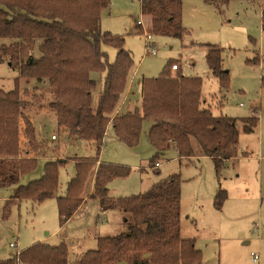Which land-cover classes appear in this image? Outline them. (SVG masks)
<instances>
[{
  "label": "trees",
  "instance_id": "16d2710c",
  "mask_svg": "<svg viewBox=\"0 0 264 264\" xmlns=\"http://www.w3.org/2000/svg\"><path fill=\"white\" fill-rule=\"evenodd\" d=\"M183 1L140 0L142 14L151 19L150 32L183 39L189 32L183 24ZM204 1L223 11L231 0ZM110 5L111 0H0V63L8 62L19 71L12 89L0 88V188L14 186L4 215L12 203L24 199L41 203L56 197L60 169L69 162L61 156H44L35 125L23 112L26 104L20 82H46L53 93L49 107L58 127L95 145L94 156L74 159V176L65 193L57 197L60 226L82 205L91 183L90 197L99 200L102 211L122 212L127 226L120 235L99 236L97 247L81 255L78 264H201L203 254L195 239L181 234L180 174L162 177L139 194L110 195L109 183L128 176L131 169L98 163L108 126L119 141L135 149L143 123L149 121L148 139L156 152L149 162L151 168L164 151L175 147L181 158H211L220 176L226 162L238 156V122L249 133L259 126V117L214 115L203 103L202 78L184 75L177 61L167 63L158 77H143L140 105L118 113L133 59L125 47V36L101 27V13ZM261 28L264 32V8ZM250 43L254 59L249 61L259 64L258 41L250 36ZM103 46L117 50L114 61ZM37 50L39 56L34 55ZM223 53L219 45L208 44L210 73L225 91L230 87V73L223 65ZM92 72L104 73L97 106L93 104L96 81ZM21 123L28 144L24 153ZM41 159V176L21 184V178L34 172ZM227 198V192L219 189L216 207L221 208ZM68 257L65 242H36L0 264H68Z\"/></svg>",
  "mask_w": 264,
  "mask_h": 264
},
{
  "label": "rangeland",
  "instance_id": "374dc122",
  "mask_svg": "<svg viewBox=\"0 0 264 264\" xmlns=\"http://www.w3.org/2000/svg\"><path fill=\"white\" fill-rule=\"evenodd\" d=\"M213 6L204 0H184L183 24L189 32L183 39L151 33L150 16L142 14L139 0H111L110 7L101 13V27L125 36V47L132 52L133 71L135 68L138 71L133 85L136 86L142 77H158L167 63L177 61L184 75L202 78L203 103L214 115L235 118L258 116L259 126L249 133L244 132L241 121L238 122V156L228 160L221 175L217 176L211 158H181L176 148L170 147L159 160L162 162L159 170L146 171L141 165L147 167L156 152L148 139L151 124L145 121L135 149L117 140L112 126H108L100 157L131 169L128 176L113 180L111 192L115 197L142 193L162 177L180 174L181 234L195 239L196 247L203 254L201 264H264V157L257 156L260 153L264 156V124L260 129L264 119V32L261 28L264 0H231L223 11ZM138 18L143 19L144 28L137 25L135 20ZM147 33L151 35L150 41ZM250 36L258 41L263 56L259 55L263 60L261 64L249 61L254 59ZM149 42L157 49L155 55L146 51ZM208 44L219 45L224 50L223 65L226 71H230L228 90H222L217 78L210 73L206 60ZM104 48L111 54L109 60L114 61L117 50L110 46ZM39 54L38 50L34 53L36 56ZM18 76V69L11 68L8 62L0 63V88L12 89ZM91 77L96 81L93 104L97 106L104 73L92 72ZM20 89L26 104L23 112L35 125L44 156L59 155L67 159L76 154L95 155L94 143L82 139H78V149L72 147L65 151L63 146L54 148L53 144L59 143L61 137L68 133L58 127L55 112L49 107L53 93L48 83L22 80ZM137 97L136 94L134 98ZM137 99L129 109L133 110L136 103H141V98L140 101ZM23 128L21 123L20 145L24 153L28 144ZM47 143L51 150H48ZM42 166L43 161L40 160L37 169L23 176L20 183L27 184L36 179ZM73 176L74 163L69 160L60 169V188L56 197L41 203L29 199L12 203L7 215H4V209L13 195L14 186L0 188V261L12 258L17 249L25 250L32 245L30 243L42 238L50 245L65 242L69 251L68 264H76L87 250L97 247V236H117L127 230L119 210L102 213L99 219L100 202L91 199L87 202L88 210L80 212L87 214L68 220L62 233L57 197L65 193ZM219 189L228 194L221 208L215 204ZM105 217L108 220L102 223ZM17 241V249L11 248L10 244ZM251 252L260 254L258 263L252 260Z\"/></svg>",
  "mask_w": 264,
  "mask_h": 264
},
{
  "label": "crops",
  "instance_id": "0c3cea01",
  "mask_svg": "<svg viewBox=\"0 0 264 264\" xmlns=\"http://www.w3.org/2000/svg\"><path fill=\"white\" fill-rule=\"evenodd\" d=\"M205 2V1H204ZM183 3H184V1H183ZM205 3H207V2H205ZM208 5H211V6H213V4H210V3H207ZM214 7V6H213ZM184 17H185V14L183 13V23H184ZM102 20V19H101ZM186 27V26H185ZM103 48H104V46H103ZM105 49V48H104ZM106 51H108V50H106ZM224 51V50H223ZM129 52L131 53V55H132V52L129 50ZM108 54H109V57L111 56V54L108 52ZM260 55H261V58L263 57L262 56V53H261V51H260ZM260 58V60H259V64H261V62L263 61L262 59ZM133 65H134V63H133ZM137 68H135V70L133 71V67H132V70H131V74H130V85H128V87H127V89H126V92H125V94H124V96H123V99L121 100V103H120V105H119V107H118V113H121V112H124V111H126V110H131V109H129V107L131 106V103H133V102H136V100L135 99H137V101H140V98H141V90H140V92H139V89L141 88V80H142V78L139 80V82H138V84H136V86L135 85H133V83H134V80H135V78H136V76H137V70H136ZM228 72H230L229 70H228ZM135 88V89H134ZM139 88V89H138ZM138 95V97L137 98H134V96L135 95ZM140 105V102H138V104L136 103V105H135V107L136 106H139ZM254 115V114H253ZM260 120V119H259ZM264 124V119H262V122H261V128L260 129H262V125ZM261 131V130H260ZM261 133V132H260ZM68 135V136H67ZM64 134V136H62L61 137V140H60V142L59 143H56V144H53L54 145V148H56L57 146H59V147H64L65 148V151L66 150H69V148H74V149H78L77 148V146H76V144H77V142L79 141L78 139H80V138H78V137H75V136H71V135H69V134ZM106 136H107V133H106ZM106 136H105V138H106ZM116 138V137H115ZM261 138V137H260ZM117 139V138H116ZM118 140V139H117ZM104 143H105V139H104ZM47 147H49V149L48 150H51L50 149V146H49V144L47 143ZM103 148H104V146H103ZM103 148L101 149V151L103 150ZM166 151H164L163 153H162V155L161 156H163V154L165 153ZM176 152H177V150H176ZM101 153V152H100ZM59 156V155H58ZM259 158L260 157H264L263 155H261V153L259 154V155H257ZM45 157H56V156H52L51 154L50 155H48V156H45ZM84 157H90V156H80L79 154H76L74 157H71L70 158V156H68V160H71L72 162H74V159L75 158H84ZM179 157V156H178ZM247 157V156H246ZM249 157V156H248ZM62 158H64L63 156H62ZM42 161H43V159H41ZM100 162H108V163H112V162H109V161H105V160H102L101 159V157L99 156V161H98V163H100ZM142 167H143V169H145L146 171H153V170H155V168H158V170H159V168L162 166V162L161 161H159L158 162V164H156V166L154 167V168H151L150 166H149V164L147 165V167H145L144 165H141ZM43 167V166H42ZM39 175H37L36 177L38 178V177H40L41 176V174H42V168H41V170H39ZM113 182V181H112ZM112 182L111 183H109V193H110V195H112V196H114L113 194H112V192H111V184H112ZM90 190H88L87 191V195H86V197H85V199L83 200V203H82V205L79 207V209L73 214V216L69 219V220H71V219H73L74 217H78V215H86L87 214V212H82V213H80L83 209L85 210V209H87L88 210V205H87V202L88 201H90L92 198L90 197ZM88 196V197H87ZM15 203H17V202H15ZM105 212H107V211H102L101 210V208H100V213L101 214H98V218L100 219L101 218V215H102V213L105 215ZM121 214H122V216H121V218H122V223L124 222L123 221V218H124V214L121 212ZM88 215H90V212H88ZM108 220V217H105V220H102L101 222L102 223H105L106 221ZM107 223H109V222H107ZM66 226V224H64L63 226H60V230H61V232L63 233V229H64V227ZM96 227V226H95ZM94 231L96 232V230L94 229ZM63 238H64V234H63ZM97 238H98V236H97ZM39 241H37V242H45L46 241V239H42V238H40V239H38ZM63 240H65V238L63 239ZM35 243V242H34ZM33 245V243H30L29 245ZM29 245H27V246H29ZM11 256H13V253H12V255ZM79 262V261H78ZM76 264H78V263H76Z\"/></svg>",
  "mask_w": 264,
  "mask_h": 264
},
{
  "label": "built area",
  "instance_id": "2783aa9c",
  "mask_svg": "<svg viewBox=\"0 0 264 264\" xmlns=\"http://www.w3.org/2000/svg\"><path fill=\"white\" fill-rule=\"evenodd\" d=\"M135 21H136L137 25L140 26L141 28L145 27L144 26V21H143L142 18H138ZM146 36H147V39L150 41V39H151L150 33H147ZM146 47H147V49H146L147 52H150L151 54H154V55L157 53V49H156V47H155V45L153 43L149 42V44H147ZM172 69L173 70H177L178 69V65L177 64H173L172 65ZM55 138H56V136L53 135V139H55ZM10 247L13 248V249H17L18 241L16 243H11ZM20 252H21V250L17 249L15 254L19 255ZM251 258H252V260L254 262L258 263L260 261V254L258 252H251Z\"/></svg>",
  "mask_w": 264,
  "mask_h": 264
}]
</instances>
